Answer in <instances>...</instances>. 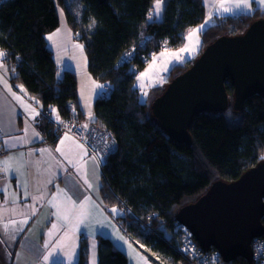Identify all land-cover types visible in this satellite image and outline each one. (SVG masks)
<instances>
[{"label": "trees", "instance_id": "16d2710c", "mask_svg": "<svg viewBox=\"0 0 264 264\" xmlns=\"http://www.w3.org/2000/svg\"><path fill=\"white\" fill-rule=\"evenodd\" d=\"M80 2V12H76L77 7L58 0L85 46L88 68L96 79L110 86L96 99L93 123L97 139L91 143L98 154L105 156L101 164L102 200L108 208L118 207L121 214L117 221L162 260L190 264L174 246L182 234L175 230L176 214L216 179H238L263 161L264 95L248 98L245 108L237 110L233 106L234 86L226 81L232 99L229 108L196 116L190 127L191 144L175 140L153 115L151 104L167 83L188 69L197 57L176 65L165 85L152 91L153 99L144 101L135 70L142 72L151 60L125 58L123 54L133 47L158 51V40L162 38L168 39L171 49L183 45L188 29L205 19L203 0H166L160 20L148 18L155 0ZM259 17H264L260 7L218 17L216 23L202 31L200 53L221 34L241 33ZM93 20L95 25H91ZM59 21L56 0L0 3V48L7 54L4 60L11 82L24 85L29 96L41 103L43 117L39 125L51 140L58 138L61 128L57 123L69 126L85 118L78 100L76 73L67 69L60 77L48 45L46 34L54 31ZM142 221L152 224V234L140 232ZM98 245L99 264H128V256L109 237L101 236ZM80 246L76 264H88L87 241L83 239ZM237 261L248 264L243 257Z\"/></svg>", "mask_w": 264, "mask_h": 264}, {"label": "crops", "instance_id": "0c3cea01", "mask_svg": "<svg viewBox=\"0 0 264 264\" xmlns=\"http://www.w3.org/2000/svg\"><path fill=\"white\" fill-rule=\"evenodd\" d=\"M56 1L60 21L54 31L46 34L48 37L55 33L51 41L47 39L48 45L58 65V75L61 77L67 69L76 73L78 100L86 118L89 113L95 114L96 99L100 97L96 93L102 92L95 85L102 83L88 68L85 46L69 24L65 7ZM65 2L73 7L76 3L82 4L80 0ZM260 4L253 0L249 12L261 8ZM79 9L80 6L76 12H80ZM2 64L0 138L6 151L0 155V162L8 161V166L0 165L5 171L0 177V264H76L83 239L88 245V264L93 261L99 264L101 236L109 237L128 256V264H168L117 221L121 214L119 208L113 213L104 204L101 197L103 156L90 153L73 135L61 132L55 140L46 136L39 125L43 117L41 103L29 96L24 85L11 82L4 58ZM18 86H22L23 91ZM12 93L20 96L23 103ZM25 105H31L39 115L33 119L35 113ZM52 114L57 117L55 111ZM82 203L83 209L78 207ZM82 212L85 213L83 216ZM5 224L8 225L7 232ZM119 236H124L127 243L118 239ZM11 244L15 248L14 255L12 261H8L1 255L8 253ZM50 252L52 255L45 260Z\"/></svg>", "mask_w": 264, "mask_h": 264}, {"label": "water", "instance_id": "95a60500", "mask_svg": "<svg viewBox=\"0 0 264 264\" xmlns=\"http://www.w3.org/2000/svg\"><path fill=\"white\" fill-rule=\"evenodd\" d=\"M192 63L151 104L169 136L187 144L192 143L190 127L196 116L229 108L226 81L234 86L237 110L245 108L248 98L264 95V17L254 19L241 33L221 34ZM263 218L264 159L238 179H216L176 214L203 250L216 248L227 262L243 257L249 264L253 240L264 234Z\"/></svg>", "mask_w": 264, "mask_h": 264}, {"label": "built area", "instance_id": "2783aa9c", "mask_svg": "<svg viewBox=\"0 0 264 264\" xmlns=\"http://www.w3.org/2000/svg\"><path fill=\"white\" fill-rule=\"evenodd\" d=\"M8 0H0V3H3ZM159 49L165 50L170 47V42L168 39H159ZM0 50H2L0 48ZM143 48L133 47V49L126 51L123 55L126 57L139 56L143 61L148 62L154 57L157 52L156 48H151L149 51H141ZM158 50V51H160ZM131 53V56L127 54ZM136 76L141 74V71L135 70ZM102 85H106L103 84ZM108 86V85H106ZM105 89H110V86L105 87ZM94 117V115H91ZM57 125L61 128L60 132L67 133L69 135H73L82 141L85 146H90L93 141H96V127L93 123V119L90 117L83 118L80 122H70L69 126H65L61 123H57ZM59 135V134H58ZM6 150L3 149L2 140L0 138V155L4 154ZM92 154L96 155L94 152ZM5 171H3V167L0 166V177L3 176ZM175 230L181 232V237L178 240V243H174V246L181 252L190 264H244L243 262H239L237 260H231V262H227L224 260L221 251L216 248H211L208 251H205L201 248L200 243L196 241L192 233L187 230V228L182 225L179 221L176 222ZM140 232L144 234H152L153 226L152 224L142 221L140 223ZM252 247L254 249L253 253V263L252 264H264V238L255 237L252 243ZM249 264V263H248Z\"/></svg>", "mask_w": 264, "mask_h": 264}, {"label": "rangeland", "instance_id": "374dc122", "mask_svg": "<svg viewBox=\"0 0 264 264\" xmlns=\"http://www.w3.org/2000/svg\"><path fill=\"white\" fill-rule=\"evenodd\" d=\"M258 1L261 3L260 4L261 8L264 10V0H258ZM203 2L206 7V14L204 17L205 19L197 26H194L188 29L189 31L187 32L186 39H185L186 42L177 48H172V49L166 48L165 50L157 51L154 55V57L156 58L155 61H153L152 59L151 62L141 72V73L148 72L149 75L151 76V79H148L146 77H141V76H139L140 79L137 78V87L139 88L141 99H143L144 101H150L151 99H153L152 91L156 89L157 86L165 85V82H167L171 77L170 76L171 70L176 65L183 64L189 59H194L195 57H198L200 50H201L202 43H203L202 31L206 30V28H208L209 25L216 23L220 17H226V16L235 15V14H242L243 12H249V10L244 7L236 9L234 5V0H203ZM165 3H166V0H163L161 4L160 16L159 18H156L155 17V2H154L153 7L151 9L152 10L151 12H153L154 15H153V18L150 20H154V19L160 20L163 18ZM221 4H223L224 7L233 8L234 10L231 12H223L221 9ZM249 4H250V9H252L253 0H249ZM79 6H80L79 4L77 3L75 4V7L78 8ZM201 25H204V27L203 29H201V31L198 34L199 45L196 51L181 52L180 49H183V48L191 49L196 46L197 36H193L191 42L189 41L188 36H189L190 30L199 29ZM161 53H164V55L162 56ZM173 54H177L179 56V60H177L176 55H173ZM165 68L167 69V71L164 70ZM159 77H163V82H160ZM141 83L144 84V88L140 87ZM145 92H147V95L144 94ZM100 155L102 156V154ZM104 158L105 156H103V160ZM113 208H116V207H110L111 210ZM116 209L118 210V207ZM0 234L2 233L0 232ZM0 236L2 238V235ZM19 237L22 238L21 235H19ZM11 246L12 248H10ZM11 246H8L9 248L7 251L8 253L1 255L2 257L4 256L5 260H8V261L9 260L12 261V258L14 255L15 248L13 244H11Z\"/></svg>", "mask_w": 264, "mask_h": 264}, {"label": "snow or ice", "instance_id": "6c2138e0", "mask_svg": "<svg viewBox=\"0 0 264 264\" xmlns=\"http://www.w3.org/2000/svg\"><path fill=\"white\" fill-rule=\"evenodd\" d=\"M162 2H163V0H155V17H156V18H159V16H160V13H161V4H162ZM234 5H235V8H236V9H239V8H241V7H244V8H246V9H248V10H251V9H250V4H249V0H234ZM221 9H222L223 12H231V11L234 10L233 8L224 7L223 4H221ZM62 14H63V13H62V11H61V15H62ZM153 15H154L153 12H149V13H148V18H149V19H152V18H153ZM206 23H207V21H206ZM91 25H95V21H94V20L91 22ZM91 25H90V26H91ZM203 27H204V25H201L199 29H193V30H190V32H189V36H188V39H189V41L191 42L193 36H197L196 46L193 47V48H191V49H188V48L180 49L181 52H184V51H196V49H197V47H198V45H199L198 34H199V32L201 31V29H203ZM53 35H55V33L52 34V35H49V36L47 37V39H48L49 41H51ZM81 47H82V46H81ZM6 55H7V54H6L3 50H0V67L3 66V64H2V60H3L4 57H6ZM127 55H128V56H131V53H128ZM161 55L163 56L164 53H161ZM173 55H176L177 60H179V56H178L177 54H173ZM155 59H156V58L153 57V61H155ZM150 68H151V66H150ZM164 70L167 71L166 68H165ZM140 76H141V77H146V78H148V79H151V76L149 75L148 72L141 73ZM137 78L140 79V77H137ZM0 79H2V78H0ZM159 80H160V82H163V77H159ZM5 84H6V82H5ZM6 86H7V85H6ZM95 87H96V89H99V90L102 91L105 87H108V86H106V85H101V84H96ZM140 87H141V88H144V84L141 83ZM18 88H21V90L23 91L22 86H18ZM9 91H11L10 88H9ZM144 94L147 95V92H145ZM12 95H13V97H14L16 100H18V101H20L21 103H23V100H22V98H21L20 96H16L15 93H12ZM96 95L99 96V95H100V92L98 91V92L96 93ZM37 103H39V102L37 101ZM25 108H26V109H31V112H32V113H35V115L33 116V119H35V116H36V115H39V113L36 112V109H35V108H32L31 105H25ZM52 111H55V110L53 109ZM89 117H90V119H94V117L91 116V113H89ZM56 119H57V121H59V116H58V115H57ZM25 131H27V130H25ZM34 135H36L37 137L39 136L38 133H34ZM66 138H67V137H66ZM62 143H63V140L61 141V144H62ZM81 147H82V146H81ZM42 151H44V150H42ZM57 151L59 152V151H61V150H60L59 148H57ZM61 154L63 155V153H61ZM10 159H11V158H10ZM92 159L95 160L96 157L93 156ZM0 165H2L3 167L6 168V167L8 166V161L0 162ZM85 182L87 183V180H85ZM89 187H92V185L89 184ZM87 199H90V198H86V200H87ZM78 207H80L81 209H83V208L85 207V205H84V203H82V204L79 205ZM111 211H112L113 213H115V212L117 211V209H116V208H113ZM33 214H35V213H33ZM84 214H85V213H83V212L81 213L82 216H83ZM13 223H15V222H13ZM24 223H27V221L25 220ZM53 227H55V225H53ZM4 229H5V232H7V229H8V225H7V224L4 225ZM21 231H22V229H21ZM118 239L124 241V243H127V241L125 240L124 236H119ZM45 246L47 247V245H45ZM93 247H94V245H93ZM51 255H52V253L50 252L47 256L44 257V259H45V260H48L49 256H51ZM93 264H95V261H93Z\"/></svg>", "mask_w": 264, "mask_h": 264}, {"label": "bare ground", "instance_id": "6f19581e", "mask_svg": "<svg viewBox=\"0 0 264 264\" xmlns=\"http://www.w3.org/2000/svg\"><path fill=\"white\" fill-rule=\"evenodd\" d=\"M161 51V50H160ZM153 59V58H152ZM151 59V60H152ZM87 148L89 149V152L92 153L94 152L96 154V156L98 155V151L94 150V147H92V145L90 144V146H87ZM102 164V163H101Z\"/></svg>", "mask_w": 264, "mask_h": 264}]
</instances>
